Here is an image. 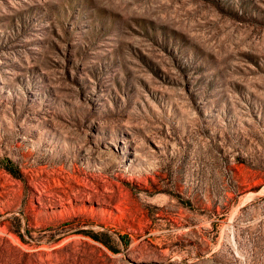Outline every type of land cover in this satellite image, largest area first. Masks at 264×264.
Returning <instances> with one entry per match:
<instances>
[{"label": "rangeland", "instance_id": "obj_1", "mask_svg": "<svg viewBox=\"0 0 264 264\" xmlns=\"http://www.w3.org/2000/svg\"><path fill=\"white\" fill-rule=\"evenodd\" d=\"M0 264H264V0H0Z\"/></svg>", "mask_w": 264, "mask_h": 264}]
</instances>
